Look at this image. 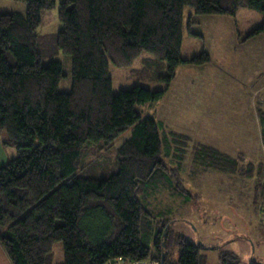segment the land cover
<instances>
[{"label":"trees","instance_id":"obj_1","mask_svg":"<svg viewBox=\"0 0 264 264\" xmlns=\"http://www.w3.org/2000/svg\"><path fill=\"white\" fill-rule=\"evenodd\" d=\"M21 1L26 13L0 14V130L8 135L4 147L17 149L0 166V242L12 264H53L59 241L63 264H110L121 258L200 264L207 247L177 232L171 219H156L145 203L148 196L159 188L189 195L169 162L183 166L190 147L194 162L203 166L200 173L253 174L240 157L199 140L192 145L189 135L168 132L163 120L143 116L138 105L161 100L167 89L137 84L114 93L109 60L124 66L149 52L154 57L143 58L138 73L154 78L155 65L167 61L168 74L160 77L170 86L183 63L211 60L207 51L182 57L185 6L199 14L235 16L241 7L264 13V0H64L63 29L50 34L36 31L43 11L57 0ZM262 22L252 34L264 31ZM59 51L72 56L67 92L59 89L65 77L62 62L54 58ZM258 114L264 125V110ZM130 128L133 135L118 149L117 172L80 174L87 142L112 146ZM258 173L259 206L262 164ZM220 256L224 264L241 261L230 250Z\"/></svg>","mask_w":264,"mask_h":264},{"label":"rangeland","instance_id":"obj_2","mask_svg":"<svg viewBox=\"0 0 264 264\" xmlns=\"http://www.w3.org/2000/svg\"><path fill=\"white\" fill-rule=\"evenodd\" d=\"M63 2L57 0L54 8L43 11V21L36 32L50 34L63 29L59 19ZM17 9L26 13L27 3L0 0V14ZM184 14L182 57L190 59L207 51L211 60L201 65L183 63L170 86L160 77L168 74L167 61L159 68L155 65L154 78H144L138 73L144 66L143 58L154 57L149 52L124 66L109 60L113 92L117 94L137 84L165 88L161 100L138 105L143 116L163 120L168 132L189 135L192 145L199 140L230 154L240 152L252 161L259 154L263 158L264 127L260 125L258 110H264V31L259 34L252 31L262 25L264 13L241 7L235 16L199 14L187 5ZM54 58L64 66L65 77L59 89L67 92L73 82L72 56L59 51ZM3 135L8 138L6 131ZM132 135L130 128L112 146L104 145L103 141L87 142L81 155L80 174L106 177L117 172L118 149ZM8 148L12 155L17 154L14 145ZM191 152L192 147L188 148L181 167L177 161L169 162L184 181L183 194L189 195L180 196L166 188L154 190L147 198L149 204L145 202L151 213L158 220L171 219L174 229L192 241L199 244L202 241L207 248L200 252V264H224L220 255L228 250L240 256L238 264H264V221L253 204L250 188L246 187L251 186V180L247 185L248 177L215 169L200 173L203 166L194 162ZM63 222L57 220L58 225ZM64 261V242L59 241L54 245L52 263Z\"/></svg>","mask_w":264,"mask_h":264},{"label":"crops","instance_id":"obj_3","mask_svg":"<svg viewBox=\"0 0 264 264\" xmlns=\"http://www.w3.org/2000/svg\"><path fill=\"white\" fill-rule=\"evenodd\" d=\"M23 9H20L18 10L17 9V12L18 11H21L24 13V11H22ZM16 11V10H15ZM10 12V11H8ZM260 125L261 126H264L262 121L260 120ZM263 128V127H262ZM3 138L7 139L6 136L3 135V131L0 130V166L7 163L8 162V159L11 157V155L13 154L10 149L7 147H4L2 141H3ZM264 140V139H263ZM263 144V143H262ZM216 147V146H215ZM218 148V147H217ZM219 149V148H218ZM220 151L222 150L223 152H226L224 151L223 149H219ZM228 153L229 155H231L232 157L235 156V157H240V160L242 162V165H246L247 166V169H249V171L251 170L252 174L251 176H248L247 180L248 181V184L249 185V180H251V186H246L248 188H250V191L249 193L251 192V197L253 198V204L255 205V208H257L258 206V198H259V194L257 195V185H256V179H257V176L259 175L258 171L260 170V166L262 164L261 162V154H259L256 159L254 161L248 159V158H245V155L243 156L240 152L236 155V154H230L229 152H226ZM253 164L254 165V168L253 171L252 169L250 168V165ZM252 166V165H251ZM216 170V169H215ZM206 170H203L202 173H205ZM218 171V170H217ZM223 173H226V172H223ZM226 174H229V173H226ZM230 175V174H229ZM233 175V174H232ZM259 208H257L258 210ZM0 264H12L11 262V259L9 257V254L6 253V250L4 248V246L2 245V243L0 242Z\"/></svg>","mask_w":264,"mask_h":264},{"label":"built area","instance_id":"obj_4","mask_svg":"<svg viewBox=\"0 0 264 264\" xmlns=\"http://www.w3.org/2000/svg\"><path fill=\"white\" fill-rule=\"evenodd\" d=\"M262 165H263V173H264V157L261 159ZM263 185H264V174H263ZM259 215L261 220L264 221V199L260 201L259 203ZM110 264H160L158 259H146L144 261H131V260H124V259H118L116 262H111Z\"/></svg>","mask_w":264,"mask_h":264}]
</instances>
